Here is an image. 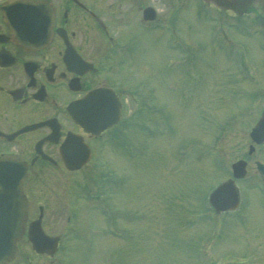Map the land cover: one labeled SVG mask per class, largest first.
Here are the masks:
<instances>
[{
  "label": "rangeland",
  "instance_id": "rangeland-1",
  "mask_svg": "<svg viewBox=\"0 0 264 264\" xmlns=\"http://www.w3.org/2000/svg\"><path fill=\"white\" fill-rule=\"evenodd\" d=\"M170 1L179 11L167 8V2L155 6L161 16H173L175 33L160 36L138 15L125 17L130 22L121 20L115 29L127 63L131 58L137 68L141 90L153 89L161 109L147 114L145 108L138 115L158 134L147 135L142 125L134 130L136 140L131 129L124 134L135 147L128 150L134 152L131 164L124 156L112 163L132 188L119 182L91 201L88 183L81 184L92 167L79 172L49 167L42 182L29 178L33 215L45 202L47 231L60 235L62 243L69 240L51 257L23 244L12 264H264V188L255 164L264 160V148L256 145L248 153L251 128L264 108V30L259 29L264 0ZM148 97L139 96L137 107ZM117 147L126 152L125 146ZM112 152H99L98 158ZM239 158L248 160V174L236 180L241 208L215 214L209 192L232 176L231 165ZM98 173L96 168L95 180ZM50 175L67 179L53 182L46 179ZM115 203L136 210L120 215ZM104 205L112 211L104 213ZM68 210L79 214L78 226L75 219L67 225ZM85 215L91 221L87 229L82 227ZM117 223L124 225L117 228Z\"/></svg>",
  "mask_w": 264,
  "mask_h": 264
},
{
  "label": "flooded vegetation",
  "instance_id": "flooded-vegetation-1",
  "mask_svg": "<svg viewBox=\"0 0 264 264\" xmlns=\"http://www.w3.org/2000/svg\"><path fill=\"white\" fill-rule=\"evenodd\" d=\"M9 1L0 0V159H12L26 166L24 191L28 199V179L42 182L40 178L49 167L70 172L92 167L93 173L81 185L88 182L89 189L100 187L101 179H94L96 168L101 177L100 168L120 162L122 156L131 164L132 155L128 150H132V142L124 134L130 129L133 134L136 117L131 115L142 95L137 68L132 66L131 58L127 63L125 48L118 44L115 33L122 26L121 20L128 23L130 20L125 17L131 15L141 18L144 8L154 0H39L46 5L44 10L53 15L48 21L47 40L38 42L26 39V31L19 30V24H9L4 11ZM160 2L166 0H156L157 4ZM160 10L155 20L142 21V24L149 30L160 29L158 33L164 35L170 22L169 13L161 16ZM78 101H83L88 129L75 119L73 109L70 110ZM102 101L111 103V116L117 109L120 115L112 125L99 130L108 119ZM25 128L28 129L20 131ZM117 145L125 146L127 153L118 152ZM260 147L264 148V143ZM112 148L114 154L104 160L98 158L99 152L108 153ZM85 155L88 159L80 168L69 167ZM114 167L119 178L115 186L120 180L126 190L131 189L132 182L121 179L124 178L122 170ZM60 177L50 175L46 179L53 182L67 179V176ZM36 186L31 188L35 190ZM30 205L29 199L31 213ZM37 208L38 212L44 210L42 222L46 227L47 204L40 202ZM115 209L136 208L126 205ZM68 211L67 225H74L75 219L78 226L79 214ZM88 222L91 221L85 215L82 227L87 229ZM120 225L124 224H115ZM27 241L24 236L19 247ZM17 258L19 255L9 264ZM26 261L30 263L29 259Z\"/></svg>",
  "mask_w": 264,
  "mask_h": 264
},
{
  "label": "water",
  "instance_id": "water-1",
  "mask_svg": "<svg viewBox=\"0 0 264 264\" xmlns=\"http://www.w3.org/2000/svg\"><path fill=\"white\" fill-rule=\"evenodd\" d=\"M27 6H30L33 11L17 12L8 9V19H10V21L15 25L19 24L16 20L17 13L27 21H29L30 17L34 22H37V26L39 27L35 29L29 28V37L26 39L37 42L47 40L49 29L47 21L52 18V15L44 10L41 4L29 3ZM154 17L155 11L153 8H146L144 11V18L153 19ZM102 103L105 105L104 112L106 118H108L106 120V124L102 127H106L107 125L113 123L115 118L109 114L111 110V103L108 101H102ZM73 110L75 118L85 125L86 114L83 108V101L75 103ZM114 115L118 117V109L113 116ZM251 137L257 143L264 141V113L260 120L252 128ZM254 149V145H250L249 151L253 152ZM87 159L86 155L81 157L78 163L71 165V168L79 167ZM5 164L12 165L11 163ZM246 166L247 162L243 159L234 162L232 164L234 177H243L247 173ZM257 167L264 179V164L257 161ZM5 172L6 173L0 177V264H7L16 255L17 240L20 239L24 232V223L27 219V201L22 195L25 169L22 166L12 165L11 167H7ZM209 200L216 213L237 207L239 203V192L234 179H229L228 181L220 184L210 194ZM29 239L33 243V247L40 253L46 252L52 254L57 248V239L44 232L41 226V218L31 223L29 229Z\"/></svg>",
  "mask_w": 264,
  "mask_h": 264
}]
</instances>
